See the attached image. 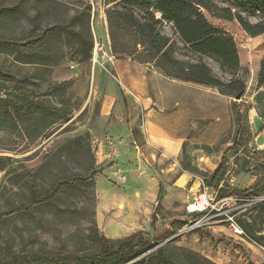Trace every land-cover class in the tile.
Returning <instances> with one entry per match:
<instances>
[{
	"label": "rangeland",
	"instance_id": "obj_1",
	"mask_svg": "<svg viewBox=\"0 0 264 264\" xmlns=\"http://www.w3.org/2000/svg\"><path fill=\"white\" fill-rule=\"evenodd\" d=\"M86 3L91 15L84 33L91 50L65 34L71 27L81 30ZM204 15L232 36L239 70L231 76L214 60H202L223 82L245 83L240 99L112 56L102 0H0V250L93 255L99 249L95 234L106 237L132 218L137 232L155 244L153 250L167 247L178 261L192 252L214 264H264V118L259 116L264 98L260 104L255 99L264 94V86L257 87L264 34L250 37L236 21ZM243 15L252 23L264 20L258 12ZM55 27L62 30L42 39ZM164 33L172 37L169 28ZM174 40L178 58L190 56ZM25 98L43 101L45 116L27 114ZM104 102L113 104L114 114L101 115ZM48 116L57 121L43 130ZM119 117L127 118L137 144L142 139V155H114L101 168L93 141ZM78 137L84 142L73 144ZM220 165L222 179L208 186ZM76 175L88 177V183L63 188L52 207L32 205V188L43 193L58 179ZM181 175L186 183L177 188ZM96 177L103 196L125 192L121 207L105 211L100 220ZM222 189L242 193L234 206L241 236L222 216L191 228L199 218L186 212L191 198L201 193L217 201Z\"/></svg>",
	"mask_w": 264,
	"mask_h": 264
},
{
	"label": "trees",
	"instance_id": "obj_2",
	"mask_svg": "<svg viewBox=\"0 0 264 264\" xmlns=\"http://www.w3.org/2000/svg\"><path fill=\"white\" fill-rule=\"evenodd\" d=\"M102 0L105 8L109 50L112 56L118 59L129 58L142 65L152 66L165 77L184 83H192L204 87L217 89L220 94L236 97L245 90V83L241 79H232L229 82L220 80L211 68L202 60L203 57L214 60L224 73L234 76L239 70V56L236 44L229 34L213 26L204 13L210 17L236 21L241 29L250 37L264 34V20L252 23L243 13L258 12L264 14V0ZM223 4V5H222ZM91 15L90 4H84L81 12V30L71 27L65 29L66 35L75 36L79 44L87 45L89 50L92 43L88 42V19ZM167 27L172 37L164 33ZM62 28H51L43 34L47 39L51 32H60ZM177 39L182 48L190 54H180L178 58ZM264 86V57L259 64L257 77L258 89ZM263 92H258L255 99L261 103ZM23 110L29 115L43 114L46 108L43 101L30 98ZM56 112L58 110H55ZM54 113V112H53ZM53 116V114H50ZM260 117L264 114L260 112ZM59 119L60 116L57 114ZM49 118V116H48ZM43 130H49L57 120L43 118ZM88 139V134H86ZM84 142L78 137L73 144ZM223 176L221 165L216 168L206 182L208 186L217 185ZM89 181L86 176L62 177L47 191L38 193L31 189L32 205L52 207L59 198L63 188L85 185ZM94 186V183H92ZM242 196L235 190L222 189L218 199ZM162 199V190H159L157 202ZM264 207V203L260 204ZM94 241L99 249L96 254L85 256H50L49 252L22 249L11 251L0 250V264H214L208 259L189 252L184 261H178L175 256L166 253L167 247H157L150 240L144 238L141 232H136L126 238L112 240L95 234ZM153 250V251H151ZM151 251V252H150Z\"/></svg>",
	"mask_w": 264,
	"mask_h": 264
},
{
	"label": "crops",
	"instance_id": "obj_3",
	"mask_svg": "<svg viewBox=\"0 0 264 264\" xmlns=\"http://www.w3.org/2000/svg\"><path fill=\"white\" fill-rule=\"evenodd\" d=\"M102 114L104 115L103 117H108L109 115L114 114L113 104L104 102L101 107V115ZM130 131H131V127L129 126V124H127V118L125 117V119H122V118L118 119L117 124L115 123L114 126H110L109 132L106 135H104L103 138L98 140L92 135V137L95 138V141H93V144H94L93 149L95 150L97 159H99L97 160L96 165H100L101 168H105L106 160L109 158H113L114 155H117V156H123V155L128 156L129 155L131 157L136 156L137 154L142 155V139H140V141L137 144L135 140L132 138ZM163 143H167V142H163ZM172 144H177V143H172ZM166 153L168 152L166 151ZM168 154L173 155L171 153H168ZM108 170H111V169H108ZM97 177L95 181L96 196L98 199V202H97L98 206L96 210V220L98 219L100 220L101 218L99 215H103L105 211H111L112 209H116L115 208L116 206L121 207L122 205L121 200L125 199V196H124L125 192L118 193L117 195L113 193L112 194L107 193L106 196H103V194H100L97 188ZM149 180L151 181L153 179L149 178ZM179 180H180V177L176 181L177 188L182 187L178 185ZM185 183H186V177H185ZM194 187H195V184H194ZM138 225L139 224L135 223L132 218L127 219L126 222L121 223L117 228H115V230H109L105 232L106 234L105 236L109 237L110 239H120L123 237H128L138 231V228H137Z\"/></svg>",
	"mask_w": 264,
	"mask_h": 264
},
{
	"label": "built area",
	"instance_id": "obj_4",
	"mask_svg": "<svg viewBox=\"0 0 264 264\" xmlns=\"http://www.w3.org/2000/svg\"><path fill=\"white\" fill-rule=\"evenodd\" d=\"M256 150H258V148H256ZM120 182H123V178H120ZM240 200L241 199L234 196L213 201V199L209 198L206 194L198 193L194 195L191 198V202L186 207V212L190 216H199V218L194 221L191 228L200 227L205 224L204 222L222 216L236 234L240 236L243 235L242 230L235 221L237 213H234V210L238 208L234 206ZM217 205L220 206L217 207Z\"/></svg>",
	"mask_w": 264,
	"mask_h": 264
},
{
	"label": "bare ground",
	"instance_id": "obj_5",
	"mask_svg": "<svg viewBox=\"0 0 264 264\" xmlns=\"http://www.w3.org/2000/svg\"><path fill=\"white\" fill-rule=\"evenodd\" d=\"M184 183H185V177L182 176V177H180V180L178 182V185L183 187L184 186ZM198 188H199V185L198 184H195V187H194L195 191H197Z\"/></svg>",
	"mask_w": 264,
	"mask_h": 264
},
{
	"label": "water",
	"instance_id": "obj_6",
	"mask_svg": "<svg viewBox=\"0 0 264 264\" xmlns=\"http://www.w3.org/2000/svg\"><path fill=\"white\" fill-rule=\"evenodd\" d=\"M242 94H243V92H241L240 94H238V95L235 97V99H240L241 96H242Z\"/></svg>",
	"mask_w": 264,
	"mask_h": 264
}]
</instances>
